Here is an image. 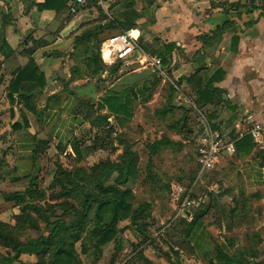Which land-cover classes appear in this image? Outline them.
<instances>
[{"label":"crops","instance_id":"obj_1","mask_svg":"<svg viewBox=\"0 0 264 264\" xmlns=\"http://www.w3.org/2000/svg\"><path fill=\"white\" fill-rule=\"evenodd\" d=\"M85 1L80 13L66 20L68 15L39 11L44 0H0V42L14 51L9 59L0 52V126L7 125L0 128V222L14 225L21 214L20 207L6 203L2 194L25 191L18 184L32 174L35 140L48 141L46 152L53 156L61 152L59 148L66 153L75 137L85 136L90 144L98 130L93 133L87 128L96 114L86 120L85 108L102 106L101 115H108L114 127L116 149L110 160L117 161L123 153L124 145L115 139L118 136L130 145L134 158L124 188L131 192L132 202L150 206L147 221L151 225L159 227L165 219L164 211L155 212L151 205L174 203L182 199L177 190L194 184V212L178 214L177 208L169 218L172 230L163 250L173 264H264V137L259 143L252 138L253 123L248 120L253 117L254 122L264 123L263 0ZM74 2L68 0L67 14ZM212 3L240 4L241 8L226 16ZM111 23L116 30L95 39L89 36L97 27ZM127 30L137 34L139 50L117 64L106 62L102 53L107 40L100 45L98 40L109 32L113 31L112 38ZM84 32L85 40L80 41ZM27 52H32L46 79V86L32 93L30 109L22 103L11 105L7 99L14 72L28 63ZM153 58L162 61L166 79L159 77ZM96 59L104 69L93 75L89 63ZM177 90L182 99L177 98ZM110 97L132 117L111 115L103 104ZM21 108L28 128L14 131L11 112H15L14 122L22 123ZM145 109L151 113L143 121L135 113ZM201 116L227 139L236 140V153L221 157L214 171L199 178L192 140L203 125ZM136 118L141 124H161L163 129L153 132L146 126L139 130L140 138L128 139L120 126ZM170 155L182 160L176 170L184 172L181 180L160 183L153 179L159 185H139L142 156L151 169L153 158ZM77 168L81 167L75 164L67 169ZM109 177L114 183L117 173ZM119 228L123 232L118 238H125L133 227L123 221ZM147 230L144 237L150 235L151 227ZM136 234L143 237L141 232ZM148 250L140 249L145 262L154 259ZM26 260L35 263L34 256L20 258L22 264Z\"/></svg>","mask_w":264,"mask_h":264},{"label":"trees","instance_id":"obj_2","mask_svg":"<svg viewBox=\"0 0 264 264\" xmlns=\"http://www.w3.org/2000/svg\"><path fill=\"white\" fill-rule=\"evenodd\" d=\"M44 1L42 6H38L39 11H55L57 15H68L66 20H70L71 13L68 8L67 14L66 6L68 0ZM212 7L221 8L223 14L228 16L230 12L239 11L241 5L212 3ZM110 26H99L89 36L95 39L106 31L116 30L113 23ZM112 33L113 31L98 40L99 45L111 38ZM81 40H85V32L80 37ZM0 52L5 59L14 55V51L7 48L5 42H0ZM27 53L28 63L14 72L15 79L8 88L7 99L11 105L22 103L25 108L30 109L28 103L34 98L32 93L44 88L46 79L32 59V52ZM89 67L94 68L93 75L104 69L98 59L90 62ZM103 104L111 115L127 119L132 117L127 108L117 106L112 97L104 100ZM20 111L22 123L14 122L15 112H11V129L14 131L28 128L26 114L22 108ZM101 111L102 106L95 110L96 116L90 120L87 128V131L96 132L91 143L88 144L85 136H81L73 138L67 145L72 150L76 165L84 163L99 149H116L112 138L114 127L108 122L109 116L101 115ZM99 132L105 133L104 136H97ZM115 139L124 145L122 155L115 162L107 159L87 169L72 170L59 163L53 175L50 195L37 189L36 177L28 178L29 186L24 192L2 194L6 203L20 207L21 214L15 217L14 225L0 222V246L7 251L0 252V264H19L23 255L34 256L36 264H83L81 256L88 251L86 241L94 246L95 259L92 264H97L106 246L118 244V236L123 232L119 228L120 222L130 221L136 231H146L148 226L144 223L148 219L150 206L132 202L131 192L124 188L134 166L130 145L119 140L118 136ZM48 144V141L35 140V163L46 153ZM59 151L64 152V149L59 148ZM113 172L117 173L114 183L106 185L107 177ZM59 211H63V214L58 215ZM29 231H34L37 235L30 236ZM114 263L112 259L110 264ZM146 264L151 263L146 261Z\"/></svg>","mask_w":264,"mask_h":264},{"label":"rangeland","instance_id":"obj_3","mask_svg":"<svg viewBox=\"0 0 264 264\" xmlns=\"http://www.w3.org/2000/svg\"><path fill=\"white\" fill-rule=\"evenodd\" d=\"M3 97V94H0V99ZM85 117L86 120H88V117H92L95 113L94 109H86L85 108ZM144 113H140L138 112L135 113V115L137 116V118H139L140 120L142 119L147 120L150 116V109H145V111H143ZM140 113V114H139ZM146 116V117H145ZM136 121H132L130 123V125L128 124H123L120 126L121 131L127 135L128 139L130 138H140L142 136V133L139 131L140 129L142 131H144L145 127L147 126L148 129L153 130V132H157L160 131V129L162 128L161 124L158 125H153L152 123H150L149 121L145 123H139L137 120ZM1 125V124H0ZM7 125L4 126H0L1 129H3L4 127H6ZM100 135V132L97 134ZM104 135V134H103ZM127 139V140H128ZM5 143L7 144V141H5ZM4 144V147L5 145ZM194 144H195V139L192 140V148H194ZM139 153L141 154L142 150L140 148V146L137 147ZM71 148H69L67 150V152H59L58 155H52V153H45L44 155L40 156L35 163V166L32 169V174L29 175L26 178L25 182H20L18 184L19 188H21L22 186H24L25 189L28 188L29 186V180L28 178L30 177H36L37 178V189H39V191H43V192H47L49 195L52 193L51 190V184L53 182V175L54 172L56 171V167L57 165L60 163L63 167L66 168H73L75 167V164L73 162V159L71 158V156L69 154H71ZM162 156V157H155L153 158V162H150V166L151 169L149 167H147L149 161L146 160V158H143L140 160V181H139V185H145V184H153V185H159L158 182L162 183V182H168V181H174L177 182L183 175L184 172L182 174L178 173L176 170L179 168V166L181 167L180 161L181 158H178L177 156ZM111 159L113 160L114 156H113V151L111 149H107V151L105 153H96L94 154L92 157H90L87 161H85L84 163L80 164L79 167L81 168H89V166H92L96 163H98L101 160H105V159ZM183 163V162H182ZM188 164L186 163V166ZM192 163L189 164L190 169H192ZM184 166V165H183ZM180 169V168H179ZM179 171V170H178ZM194 171V175L196 174ZM192 173V172H191ZM190 174V172H189ZM182 175V176H181ZM187 176V174H186ZM153 179H156L158 182H154ZM171 179V180H170ZM181 180V179H180ZM113 180L111 181V177L108 178V180L106 179V184H112ZM24 189V190H25ZM178 191V190H177ZM179 193V191H178ZM153 194V193H152ZM156 195V194H155ZM158 198V197H157ZM160 201H163L161 199H158ZM182 204V199L181 197H178L177 200H175L174 203H164V204H160V205H151L153 206L152 210L157 212L159 208L162 209L163 212V217H165V219L162 221V225L161 226H153L151 225V223H149L148 221H145V225L148 227H151V231H149L150 235L148 237H144V233H142L143 237H139L136 233H138L135 229H128V232L126 233V237H119L118 238V244L116 245L114 244H110L108 245L106 248L103 249V256L102 258L98 261L97 264H110L112 259L114 260V264H146L144 257L145 256L143 253H139L141 252L140 249H144V247H146L148 250V256H150L151 258H154L152 262V264H173V262L171 261V256L167 251H164L163 249L166 248L167 244V234H169V232L172 230V228H170V220L169 218L173 215V213L175 212V210L177 208H180ZM58 215L63 214V211H59L57 212ZM176 223V222H174ZM173 223V225H174ZM123 226V225H122ZM165 227V229H164ZM128 228V227H127ZM42 229V227H41ZM164 230V231H163ZM146 231L148 232V230L146 229ZM169 231V232H168ZM30 236H36L37 233L34 231H29L28 232ZM140 234V233H139ZM120 236V235H119ZM131 242H134V244H131ZM171 241H169L168 243H170ZM86 244L88 245V251L86 252L85 255L81 256L82 259V263L83 264H92L93 260L95 259V254H94V250H93V245L86 241ZM137 244V245H136ZM138 249H137V248ZM138 251V252H137ZM0 252L1 253H6L7 251L2 248L0 246ZM147 261H149L147 259ZM37 259L35 258V263L36 264ZM150 262V263H151ZM28 261H25V264H27ZM19 264H22L21 261H19ZM24 264V263H23Z\"/></svg>","mask_w":264,"mask_h":264},{"label":"built area","instance_id":"obj_4","mask_svg":"<svg viewBox=\"0 0 264 264\" xmlns=\"http://www.w3.org/2000/svg\"><path fill=\"white\" fill-rule=\"evenodd\" d=\"M85 0H75V2L70 7V13L72 15H77L85 7ZM105 53L103 52V57L106 53L109 54L108 59L105 61L112 64L125 61L131 55L139 50L138 43L134 36H132L131 31H124L118 35L110 38L104 44ZM152 64L157 69L159 77L163 79L167 78V73L162 67V61L160 59H150ZM177 98L182 99L180 92H176ZM203 125L199 129L197 138L195 139L194 149L196 156V163L198 164L199 172L198 177L211 173L215 170L217 164L219 163L221 157L224 155L233 156L236 153V140H229L219 131L214 130L204 116H201ZM253 123L249 134L256 142H261L264 137V123H256L253 117L248 119ZM182 195V204L179 208L178 214L181 212L195 209V202L193 200L194 196V184L187 190H178ZM126 264V263H123Z\"/></svg>","mask_w":264,"mask_h":264},{"label":"bare ground","instance_id":"obj_5","mask_svg":"<svg viewBox=\"0 0 264 264\" xmlns=\"http://www.w3.org/2000/svg\"><path fill=\"white\" fill-rule=\"evenodd\" d=\"M132 36L136 37V36H137V34H136L135 32H133V33H132ZM108 56H109V54H108V53H106V54H105V59H108Z\"/></svg>","mask_w":264,"mask_h":264}]
</instances>
